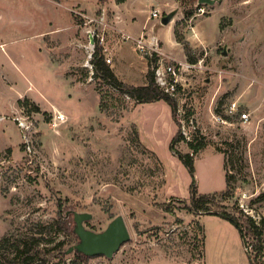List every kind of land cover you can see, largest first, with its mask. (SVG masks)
Listing matches in <instances>:
<instances>
[{
    "label": "rangeland",
    "instance_id": "obj_1",
    "mask_svg": "<svg viewBox=\"0 0 264 264\" xmlns=\"http://www.w3.org/2000/svg\"><path fill=\"white\" fill-rule=\"evenodd\" d=\"M214 1L0 0V244L42 229L49 248L71 243L51 228L60 200L96 233L123 217L131 239L111 258L81 262L66 246L34 264H251L236 226L185 210L188 154L200 193L225 191L228 173L238 215L243 193L264 209L253 204L264 193V0ZM144 22L141 51L126 29ZM96 45L128 85H146L160 59L182 68L178 124L166 102L136 103L95 78Z\"/></svg>",
    "mask_w": 264,
    "mask_h": 264
},
{
    "label": "trees",
    "instance_id": "obj_2",
    "mask_svg": "<svg viewBox=\"0 0 264 264\" xmlns=\"http://www.w3.org/2000/svg\"><path fill=\"white\" fill-rule=\"evenodd\" d=\"M125 1V0H122ZM157 58L155 60V63ZM192 63L195 62V59L190 60ZM92 64L94 67V77L100 79L107 85L117 89L124 95L131 97L136 103L139 104H148L159 101L166 102L172 110V116L175 122L178 124V120L176 117L177 112V103L176 100L166 94L156 83L155 70H149L147 73V84L145 86H134L128 85L115 74L114 70L109 66L106 62L103 48L99 45H96L95 52L93 54ZM152 65L156 66V64ZM151 65V66H152ZM152 66V67H153ZM154 66V67H155ZM153 67V68H154ZM136 138L139 140L138 135ZM183 140V137L180 136V131L177 133L176 137L172 140L171 150H174V146ZM191 148H194V143H188ZM196 147V146H195ZM184 164L189 168L192 175V182L190 185V202L185 205V210L189 213H205L208 215L218 216L234 226H236L244 239L246 244L247 236L250 235L253 238V252L249 255L251 264H264V242L261 240V236L264 235V220L262 221L261 226H257L255 222L245 216L238 215V208L235 206V177L226 174L227 179V188L225 191L221 193L214 194H202L198 191L196 181L194 178V159L190 154L187 156L180 155L179 157ZM234 202V206L225 205V203ZM255 203H264V193L261 194L256 200L253 201ZM58 209V217L54 224H51V228H54L58 232V234L64 235L72 240L71 243H68L67 239L59 240L58 242H54V246L49 248L43 244L45 241L44 233L45 229L40 231L39 237L32 236L31 238L25 237L23 240L13 241L8 236H5L0 246L8 245L13 247V258L10 259L7 255H0V264H34L38 260H45V256L51 255L54 252L59 254L65 253L66 246L68 250L74 246V239L79 240L78 235L75 232L77 222H76V212L74 211H64L63 202L58 200L56 203ZM44 231V232H43ZM264 238V237H263ZM14 240V239H13ZM3 243V244H2ZM53 242H50L51 244ZM42 245L46 247L41 248ZM68 250L66 253H68ZM55 254V253H54ZM76 256L81 262H86L91 257L86 254L75 252Z\"/></svg>",
    "mask_w": 264,
    "mask_h": 264
},
{
    "label": "water",
    "instance_id": "obj_3",
    "mask_svg": "<svg viewBox=\"0 0 264 264\" xmlns=\"http://www.w3.org/2000/svg\"><path fill=\"white\" fill-rule=\"evenodd\" d=\"M214 3V0H199V4L212 5ZM175 15L176 12H172L162 17L161 23L165 26L169 25ZM89 219L90 215L76 213L77 226L75 232L79 237V243L72 246L68 253L79 252L91 258L101 256L111 258L121 250L123 245L130 241V232L123 217L115 218L106 230L100 233L85 228L84 221Z\"/></svg>",
    "mask_w": 264,
    "mask_h": 264
},
{
    "label": "built area",
    "instance_id": "obj_4",
    "mask_svg": "<svg viewBox=\"0 0 264 264\" xmlns=\"http://www.w3.org/2000/svg\"><path fill=\"white\" fill-rule=\"evenodd\" d=\"M161 15L162 14L158 9H154L150 12L149 20L158 19L161 17ZM126 40H133L137 42L141 51L146 50V48L149 46L148 44H150L144 34L137 39L130 35H126ZM107 62L111 63V59H107ZM154 70L156 83L161 88V90H163L173 99L177 100L181 95V90L184 87L182 83V68L180 69V67L174 65H166L165 62L160 59L157 62ZM255 196H257V194L248 195L247 193H243L239 199L238 206L246 216L255 222L257 226H261L262 221L264 220V209L259 211L250 205V200H253ZM246 249L250 254L253 252V244L248 240L246 241Z\"/></svg>",
    "mask_w": 264,
    "mask_h": 264
},
{
    "label": "crops",
    "instance_id": "obj_5",
    "mask_svg": "<svg viewBox=\"0 0 264 264\" xmlns=\"http://www.w3.org/2000/svg\"><path fill=\"white\" fill-rule=\"evenodd\" d=\"M126 10H128V7L126 8ZM143 28L144 29H148L147 28V25H146V23L144 22V24H143V26L141 27V28H139V27H135V29H134V27L133 28H129L128 30L126 29V32L127 33H130V34H135V36L137 37V38H139L142 34H144V32H142L141 33V31L143 30ZM139 33H141V34H139ZM148 34V33H147ZM145 36V35H144ZM160 37L162 38V39H166L167 40V42H168V46H170V47H172L173 45V41H172V37H171V34L169 33V31L168 30H165V31H162L161 33H160ZM149 42H150V39H147ZM143 74H145V72L143 73ZM142 86H145V85H142ZM263 262H264V258H263Z\"/></svg>",
    "mask_w": 264,
    "mask_h": 264
}]
</instances>
